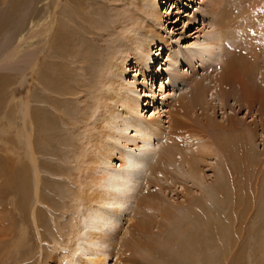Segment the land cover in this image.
Wrapping results in <instances>:
<instances>
[{
  "label": "bare ground",
  "instance_id": "obj_1",
  "mask_svg": "<svg viewBox=\"0 0 264 264\" xmlns=\"http://www.w3.org/2000/svg\"><path fill=\"white\" fill-rule=\"evenodd\" d=\"M64 1L70 22L84 3ZM88 1L90 17L76 13L73 31L57 18L43 28L48 39L35 41L27 64L30 99L10 107L21 129L12 151L0 139V249L13 241L15 252L13 239L27 241L30 229L45 264L41 209L55 264H264V0L199 1L201 26L187 44L164 37V0ZM109 26L97 51L92 37ZM44 185L61 200L46 202ZM162 239L179 246L166 250Z\"/></svg>",
  "mask_w": 264,
  "mask_h": 264
},
{
  "label": "rangeland",
  "instance_id": "obj_2",
  "mask_svg": "<svg viewBox=\"0 0 264 264\" xmlns=\"http://www.w3.org/2000/svg\"><path fill=\"white\" fill-rule=\"evenodd\" d=\"M199 1H201V0H196V1L194 0L192 4H186L185 0H164L163 4H160V8L162 11L161 13H165V15L169 16L168 21L165 20L166 23L164 24V26L166 27V32H163L164 37L167 33H168L169 37H173L175 39L179 38L178 36L183 35V37H184L183 40H185V41H183V40H180V41H181V43L185 42L186 44L188 42H191L195 38V36H196L195 31H196L197 27L201 26V21H199V18H197V16L194 15V12H195V9L197 6L196 4ZM55 2H56V0H0V95H1L0 96V118H2V119H0V121H1L0 127L5 129V130H3L2 128L0 129V131H1L0 132V134H1L0 139H3L4 142L10 144L11 148H9V150L11 149V151L13 150V139H15V135L18 136L17 135V134H19L18 129H21V128H19V127H21V122H18V120H16L18 118H17V115L12 114L13 110L12 111H9V110H10V107L12 108L13 106H15L16 101H14V100H17L19 98H25V99L27 98L28 99V95L30 94L28 92V90H29L28 85H31V88H30L31 90H33V88H34L33 81L31 80L33 73L30 72V70L27 68H28V65L30 66L33 63V61L36 57L35 49H37L36 47H38V46H35L36 45L35 41H37V40L41 41V44L39 46L40 47L43 46L44 41H47V39H48L47 38L48 36L46 37V34L44 33L45 30H43V28H46L47 24L52 22V20L54 22V20H56V18L58 21L63 22L64 25L66 24L64 26L63 23L58 22L57 25L60 23L61 24L60 26L63 29H68V30L73 31L74 29L68 28L67 24L70 23L72 20L77 22V14L78 15L81 14L80 15L81 18H83V17L89 18L90 14L92 12V8H93L90 5L88 0H83L82 3H84V4L80 5L81 8L78 7V5L75 6V9L79 10V8H80V11H82V12L77 13V11L74 10L72 16L70 15V22H69V16H66L65 13L61 12L63 10L64 6H66L65 5L66 3L64 4L65 1L64 0L61 1L60 4L62 6L59 5L60 6V7L58 6L59 9L56 6H54ZM185 4H186V6H184ZM97 5L100 6L102 4L98 3ZM107 5H105V6L108 8ZM117 5H118L117 3L113 2L111 6L116 7ZM83 6H84V8H83ZM105 6H103V8H105ZM98 8L100 9V7H98ZM96 9L97 8H95L94 10H96ZM175 10L179 11V15L176 14ZM68 12H70V11H68ZM83 13L85 14V16ZM63 18L64 19L66 18V19L64 20ZM187 18H189V19H187ZM188 20H190V22H188ZM106 24H109V23L107 22ZM54 25H55V23H53V25H52V27H54V29L51 28V30H52L51 33L53 31L57 30V28L59 29V26H57V25L54 26ZM37 27L39 28L38 30H42L44 34L41 35V37H40V33H38L37 37L33 38L32 36L36 34ZM111 30H112L111 27L107 28L104 31V33H103V31L100 32L101 35L99 34V35L92 37V39H93L92 43L94 44L95 49L97 51L104 50L105 45H104L103 41L107 39V36H105V35L110 34ZM49 34H50V32H49ZM57 36L58 35H56L53 32V35L51 36L52 41H57ZM74 39L75 40L77 39L76 41H83V38H82L81 33L79 31L77 32V34H74ZM89 41H90V39H89ZM20 42H22L23 44H21ZM32 42H33V44H32ZM18 46H19V52H18L19 54L17 56H14V58L8 59L7 54L10 51L13 52L14 48L16 49V47H18ZM53 50H54V48H53ZM57 55H59V56H57L54 61H57L58 65H59V63H62V62H60V61H62L60 59V58H62V55H60V52ZM167 56H168V52L163 54L162 62H165ZM45 59L46 58L44 57L40 63H42ZM64 61H65L64 63L67 62V57L64 59ZM97 62L98 61H96V63ZM62 65H65V64H62ZM159 67H160V64L159 65L157 64L156 69ZM18 73L21 75L26 74L25 78H27V79H25L22 82V84H20L21 82H19L20 78H18V77L19 76L21 77V75H19ZM27 82H29V83H27ZM156 89H157V91H155V92L157 95L158 94V88H156ZM26 94H27V96H26ZM8 95H11V96H8ZM30 96H31V94L29 95V99H30ZM8 98L12 99V101H10V102L14 101L15 103L13 102L14 104L11 105L8 102L9 101ZM7 99H8V101H7ZM159 99H160V97H159ZM143 100H144L143 101L144 104H147V106L144 105L143 108H148L147 110L144 111L145 116L148 118L151 115L152 108H151V105L148 106L149 100H146V99H143ZM5 102H6V104H7V102L9 103L8 104L9 107H8V105L6 106ZM144 112H143V114H144ZM12 115H14L15 117H13ZM10 116H12L13 118H11ZM9 124L11 125L12 129H8ZM13 124H14V126H13ZM5 131H7V132H5ZM3 134H6V135H3ZM259 144L261 145V143L260 142L257 143L258 148H260ZM6 145L7 144H1L0 143V186H2L3 173H5V160L8 159L7 158L8 156H4L5 151L8 150ZM19 150H20V152H22L21 151L22 146L18 147V151ZM22 155L20 157H22ZM14 158H16V157H14ZM25 162L26 161H24V163ZM15 166H18V165H15ZM43 176H47V175L45 174ZM54 188L55 189L51 190V188L47 187L46 185L42 186V192L45 194V195H42V197L50 205L54 204V202H57L58 200H61V197L57 195L58 192H60L61 190L58 189L57 187H54ZM64 202L66 203V207H67L68 202L66 200H64ZM0 203H1V205H4V206L8 205V203L3 202V200H0ZM11 206H13V203L11 204ZM41 208H43V207H41ZM40 211L42 213L41 215H44L43 218L45 221V222H42V224H41L42 230L44 233L43 234L44 247L42 250V255H43L42 260L45 264H55L54 260H55V254L56 253L52 249V241L50 239L51 237L49 238L48 237L49 235L47 233V228H49V230L52 231L51 226H50L51 224H50V221L48 219V215H46V212L41 210V209H40ZM62 212L63 211L59 210V213H61V215L64 214V212L63 213ZM56 218H57V221H59V214L56 216ZM7 219H8V217H7ZM7 219L3 220V221H5V225L7 223V225L4 226V228L7 227L8 229L6 228L5 231L8 230L6 232H8V234L11 235L12 232L9 233V229L11 231V225H9L10 224L9 221H11V220H9V219L7 220ZM46 220H48V221H46ZM69 222H71V220H69L67 222V224L66 223L64 224L65 228H67L66 230L69 229V226H68ZM17 228H18L17 225H15V224L12 225V231L14 229H17ZM10 235H8V236H10ZM26 239H27V241H25V242H24V240L19 239V237H17V236L13 239L15 242L16 241L19 242L20 247L15 251V252L19 251V254H16L14 251H12V250H15L14 248L11 247V243L13 241L10 242V241L6 240L7 244L3 248L0 249V250L3 249L2 257L0 256V260H1L0 264H19V263L21 264V262H23L22 264H38V262L40 261V258H41V254H40L39 258H38V255L35 254V252H39V249L36 248L35 237H34L33 232L30 229H28V231H27ZM164 240L165 239L161 240L160 247L162 244V246L166 250H169V248L175 249L176 247L179 246V243L177 241H173V242L171 241L169 244H167V243H164ZM255 248H256V246L254 247V249ZM9 250H11V251H9ZM159 250L161 251V248ZM5 253H6V255H5ZM53 253H55V254H53ZM164 253L167 254V252H164ZM157 255L159 256L157 258H161L160 253ZM165 258H169L168 254L165 256ZM37 259H39V260L36 261ZM169 261H171V262H169ZM176 262H177V264H180V262H178L177 259L175 261L173 259H170V260L168 259V261H166L165 264H176ZM56 264H58V262ZM109 264H110V262H109ZM148 264H152V263L150 262ZM183 264H188V263H183Z\"/></svg>",
  "mask_w": 264,
  "mask_h": 264
}]
</instances>
